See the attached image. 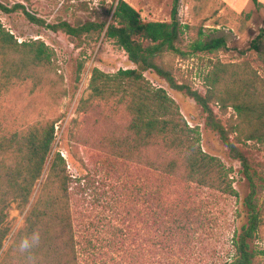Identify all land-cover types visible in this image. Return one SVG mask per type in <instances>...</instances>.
Here are the masks:
<instances>
[{
  "label": "trees",
  "instance_id": "1",
  "mask_svg": "<svg viewBox=\"0 0 264 264\" xmlns=\"http://www.w3.org/2000/svg\"><path fill=\"white\" fill-rule=\"evenodd\" d=\"M179 2L173 0L168 22L145 21L130 4L118 0L109 11V23L71 25L62 20L47 23L28 9L30 0L12 5L0 1L1 13L20 14L34 26L62 33L78 48L104 35L125 53L134 68L112 74L92 69L87 102L101 104L115 123L100 141L110 158L151 175L131 185L117 175V194L103 203L101 214L93 208L74 210L75 201L85 200L83 179H73L60 153L52 154L56 122L8 130L1 115L14 89L29 82L36 87L42 72L53 66L55 53L41 40L18 42L0 23V264L194 263L196 240L207 219L204 191L237 197L232 170L203 152L199 127L188 125L167 92L145 78L147 72L201 107L204 127L240 163L248 182L242 202L246 223L234 233L233 254L223 264H253L263 255L250 244L262 223L264 177L252 170L243 147L252 142L264 150V79L248 62L208 60L205 93L177 80V71L164 61L166 54L189 59L228 49L225 38L204 40L201 30L187 50L179 49V38L189 30L179 22ZM249 51L264 66V28L251 40ZM218 115L228 117L223 122ZM12 206L24 220L15 234ZM32 231H38L41 240L29 259L17 244Z\"/></svg>",
  "mask_w": 264,
  "mask_h": 264
},
{
  "label": "rangeland",
  "instance_id": "2",
  "mask_svg": "<svg viewBox=\"0 0 264 264\" xmlns=\"http://www.w3.org/2000/svg\"><path fill=\"white\" fill-rule=\"evenodd\" d=\"M0 1L12 5L20 0ZM117 1L30 0L28 9L47 23L59 20L71 25L89 21L109 23V11ZM124 1L135 8L145 21H170L173 0ZM256 1L264 4V0ZM178 14L179 22L189 27L188 32L178 40L179 49L187 50L198 30L202 31L204 40L225 38L228 49L214 55L198 54L189 59L166 54L164 61L177 71V80H185L194 90L205 93L203 77L209 69L208 60H219L226 64L248 62L264 79V66L255 52L249 51L251 40L264 28V7L255 6L252 0H180ZM0 23L18 42L41 40L55 53L53 66L42 72L36 87L29 82L14 89L3 102L1 115L8 130H21L34 123L56 122L52 154L60 153L73 179H83L85 200L75 201L74 210L79 212L83 208H93L94 213H103V203L117 194L115 185L120 184L117 175L129 185L150 179L151 175L143 168L114 162L110 158L100 141L113 130L115 123L108 119V111L101 104L87 102L92 69L112 74L120 69L134 68L125 53L112 41L106 40L104 35L96 42L88 41L78 48L66 35L34 26L20 14L6 15L0 12ZM80 65L83 67L79 72ZM144 76L153 86L167 92L189 126L199 127L203 152L219 159L227 169L232 170L230 178L237 197L204 191L202 197L207 219L194 249L193 264H223L233 254L231 240L234 233L246 223V210L242 202L249 193V185L241 165L229 156L219 137L204 127L201 107L183 93L170 89L153 73L147 72ZM214 111L218 114V108L214 107ZM218 116L223 122L228 117ZM243 150L252 170L264 177V150L252 142L247 143ZM261 217L257 236L250 245L263 255L257 256L253 264H264V195ZM10 220L12 234H15L23 227L24 220L14 206L10 210Z\"/></svg>",
  "mask_w": 264,
  "mask_h": 264
},
{
  "label": "clouds",
  "instance_id": "3",
  "mask_svg": "<svg viewBox=\"0 0 264 264\" xmlns=\"http://www.w3.org/2000/svg\"><path fill=\"white\" fill-rule=\"evenodd\" d=\"M40 240L41 236L38 231L27 233L20 237L17 244L18 251L31 259L32 252L39 245Z\"/></svg>",
  "mask_w": 264,
  "mask_h": 264
}]
</instances>
